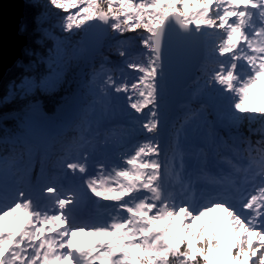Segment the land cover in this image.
I'll return each mask as SVG.
<instances>
[{
    "label": "snow or ice",
    "instance_id": "snow-or-ice-1",
    "mask_svg": "<svg viewBox=\"0 0 264 264\" xmlns=\"http://www.w3.org/2000/svg\"><path fill=\"white\" fill-rule=\"evenodd\" d=\"M11 29L0 264H264V0H24Z\"/></svg>",
    "mask_w": 264,
    "mask_h": 264
},
{
    "label": "water",
    "instance_id": "water-1",
    "mask_svg": "<svg viewBox=\"0 0 264 264\" xmlns=\"http://www.w3.org/2000/svg\"><path fill=\"white\" fill-rule=\"evenodd\" d=\"M24 7V0H0V26H2L3 32V47H4V56L5 62L7 63L8 56L14 51L15 41L14 34L11 29V21L12 18L20 12ZM170 22L165 21V25H168ZM171 27L174 32H179L181 34H186L179 28V25L175 23V21H171ZM190 29H193L189 25ZM197 37L200 38L199 43L204 50V40L203 35L200 33H194ZM164 43V37H161V44ZM179 57V53L176 54ZM195 79V72H191L186 76V79L183 83V87L187 86L188 84L192 83Z\"/></svg>",
    "mask_w": 264,
    "mask_h": 264
},
{
    "label": "rangeland",
    "instance_id": "rangeland-1",
    "mask_svg": "<svg viewBox=\"0 0 264 264\" xmlns=\"http://www.w3.org/2000/svg\"><path fill=\"white\" fill-rule=\"evenodd\" d=\"M193 8H195V5H193ZM185 23H188L187 21H185ZM192 28L195 29V25L194 24H189ZM202 27V26H201ZM203 28V27H202ZM138 32L140 31H143L142 29H138L137 30ZM137 32V33H138ZM210 33V31H209ZM211 34V33H210ZM209 34V35H210ZM133 35V34H132ZM215 38L214 40V46L212 45L211 46V49H214L217 44H216V41H217V37H213V39ZM204 43L206 44V47H205V52L209 50V48H207V43L204 41ZM204 44V45H205ZM140 47H143V45L141 44ZM208 49V50H207ZM210 49V50H211ZM212 52V51H211ZM218 54V53H217ZM192 89H189V85L183 87V99L185 100H189L191 99L193 93L195 92V89H196V84H195V80L192 82ZM239 102V101H237ZM261 102H264V95H258V96H253L251 97L248 102H247V106L248 107H251V104H255L258 106L261 104ZM173 119L176 121V124H177V127L179 126V123H180V120L178 119V113L177 111L175 110L174 112V116H173ZM226 217L224 216L223 213L221 212H214L212 213L209 217H207L204 221H197L195 222V227L199 228L201 226H204L205 224H211L212 227H218V228H224V229H227V225H226ZM4 226L6 228H8L9 230H17L18 229V225L14 224L13 221L11 220V218H7L5 221H4ZM92 237H95V236H89V235H85V234H81L79 237H78V240L81 244H84V243H89L91 244V238ZM88 239V242H86Z\"/></svg>",
    "mask_w": 264,
    "mask_h": 264
},
{
    "label": "trees",
    "instance_id": "trees-1",
    "mask_svg": "<svg viewBox=\"0 0 264 264\" xmlns=\"http://www.w3.org/2000/svg\"><path fill=\"white\" fill-rule=\"evenodd\" d=\"M205 27V26H204ZM137 31V30H136ZM138 32V31H137ZM209 32H207V33H205V40H206V43H207V48H209V50H208V52L206 51V53L207 54H210L211 53V51L213 50V49H211V46L213 45L214 46V40H215V38L213 39V37H215L214 35H212V34H210ZM128 35H132V33H128ZM218 39V38H217ZM211 49V50H210ZM196 75H198V73H196ZM189 87V89H192V85H189L188 86ZM251 107H254V108H260V107H264V102H261V104L260 105H256V103L255 104H251ZM176 111H177V113H178V117H180V115H181V112H180V110L177 108L176 109ZM45 112L48 114V115H51V113L50 112H47V109H45ZM174 131V130H173ZM170 141H171V137H170ZM224 229V228H223Z\"/></svg>",
    "mask_w": 264,
    "mask_h": 264
},
{
    "label": "bare ground",
    "instance_id": "bare-ground-1",
    "mask_svg": "<svg viewBox=\"0 0 264 264\" xmlns=\"http://www.w3.org/2000/svg\"><path fill=\"white\" fill-rule=\"evenodd\" d=\"M18 227H19V225H18ZM97 239H100V237H92L91 238V241H94V240H97ZM86 242H88V239H87V241ZM82 245H84L85 247H87V246H89L90 244L88 243H84V244H82Z\"/></svg>",
    "mask_w": 264,
    "mask_h": 264
}]
</instances>
